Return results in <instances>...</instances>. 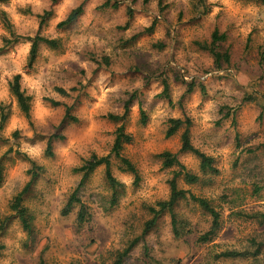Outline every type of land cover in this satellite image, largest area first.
<instances>
[{"label":"clouds","instance_id":"9594fccd","mask_svg":"<svg viewBox=\"0 0 264 264\" xmlns=\"http://www.w3.org/2000/svg\"><path fill=\"white\" fill-rule=\"evenodd\" d=\"M0 264H264V0H0Z\"/></svg>","mask_w":264,"mask_h":264}]
</instances>
